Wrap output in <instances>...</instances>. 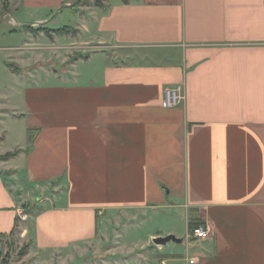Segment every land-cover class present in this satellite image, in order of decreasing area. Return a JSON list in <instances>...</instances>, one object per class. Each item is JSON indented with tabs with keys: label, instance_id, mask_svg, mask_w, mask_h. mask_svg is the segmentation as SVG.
Here are the masks:
<instances>
[{
	"label": "crops",
	"instance_id": "1",
	"mask_svg": "<svg viewBox=\"0 0 264 264\" xmlns=\"http://www.w3.org/2000/svg\"><path fill=\"white\" fill-rule=\"evenodd\" d=\"M76 2L0 0V157L16 153L0 159V262L71 264L110 218L139 230L160 215L184 228L129 245L157 256L97 264H264V0H106L79 25L95 49L59 76L18 75L42 54L33 31L51 38ZM192 221L210 237L188 239ZM168 235L183 242L153 244Z\"/></svg>",
	"mask_w": 264,
	"mask_h": 264
},
{
	"label": "rangeland",
	"instance_id": "2",
	"mask_svg": "<svg viewBox=\"0 0 264 264\" xmlns=\"http://www.w3.org/2000/svg\"><path fill=\"white\" fill-rule=\"evenodd\" d=\"M100 1L101 5L103 6V2L106 0H97ZM96 0H77L74 10L73 9H63L61 12L56 14L54 18L51 20V22L48 24V27L51 28V38L46 37L44 38V34H47L46 30L43 29H37L33 31L34 35H40L42 40L40 41V51L41 55L38 58V61H31L28 68H21L22 72L20 70L16 71L18 75H27L28 71L30 69H36L37 71H40L39 74L41 76H50L52 75L59 76V74H63L65 70L68 68L71 61L74 59H80L83 58L84 54L88 50L95 49L94 46L92 48L89 46L81 45L84 42L81 41L82 38L79 36V25L83 21V18L86 16L84 13L89 10L90 7H99L96 5ZM54 15V13L51 15V17ZM82 20V21H81ZM60 30L61 36L54 33L53 30ZM2 27L0 26V34H1ZM8 35V33L6 32ZM4 40V39H3ZM7 45H20L21 41L16 36L6 37ZM48 45L51 46L47 47ZM81 46L84 47V49L81 48ZM12 52H7L8 55H11ZM5 59V57H4ZM13 59V58H9ZM14 60V59H13ZM13 66L16 65L14 61H10ZM67 66V67H66ZM4 69L0 67V91H2L3 86L6 87V82L10 79H6L5 75L2 73ZM15 72V73H16ZM8 89V88H7ZM5 91V88H4ZM7 91V90H6ZM5 93H8V91ZM9 127H11L8 124ZM12 134L14 135L18 128H10ZM10 144L7 143L6 147H10ZM32 202V199H28L25 201L26 204H30ZM24 203V204H25ZM28 207V208H27ZM24 214L27 212H34L33 208L31 211V207L28 205L25 207ZM124 219V218H123ZM125 220V219H124ZM27 222H24V225ZM114 224L111 220V218L107 221V225L104 227H101L97 230V234L95 239L91 244H86L82 248L84 254L77 257L76 253H80V251L74 250L72 254H69L68 259L69 261L72 259L73 261L70 262L71 264H97L102 263V261H112L114 258L126 259L129 254L131 256H140L143 257L145 254L151 257H155V253L153 251L154 246H148L146 248L139 249L137 247H130L129 245H133L136 241H144L143 234L148 230H152L155 228H160L161 225L165 227H169L171 224H174L177 227H180L182 230L184 228V224L180 222L179 219L177 220H162L161 222V216L160 215H154L152 216V221L148 222L146 226L140 225V229L138 230L134 224ZM121 233V240H115L114 236L115 233ZM21 233L18 236H15L13 241L16 243V256H18V252H23L22 255H28L27 248L29 246V239L28 237L21 239ZM15 243L13 244L15 246ZM137 243V242H136ZM118 244V246H117ZM172 244V243H170ZM172 246V245H170ZM9 248L8 246L6 247ZM169 253V252H168ZM168 253L163 251L162 254H160L161 258H166L168 256ZM68 255V254H67ZM4 256V255H3ZM157 256V255H156Z\"/></svg>",
	"mask_w": 264,
	"mask_h": 264
},
{
	"label": "built area",
	"instance_id": "3",
	"mask_svg": "<svg viewBox=\"0 0 264 264\" xmlns=\"http://www.w3.org/2000/svg\"><path fill=\"white\" fill-rule=\"evenodd\" d=\"M183 99L181 90L179 87H167L163 90V99L161 102V107L163 109H172L177 107ZM210 237V232L207 227L199 226L195 228L191 233L188 235V239H195V240H204ZM164 264V263H162ZM189 264H196L195 259H190Z\"/></svg>",
	"mask_w": 264,
	"mask_h": 264
},
{
	"label": "trees",
	"instance_id": "4",
	"mask_svg": "<svg viewBox=\"0 0 264 264\" xmlns=\"http://www.w3.org/2000/svg\"><path fill=\"white\" fill-rule=\"evenodd\" d=\"M122 2L124 4H127L129 2V0H122ZM96 5L99 6V7L102 6L100 1H97ZM54 33H56L57 35H60L62 32L60 30H55ZM47 35H49L48 32H47ZM14 156H16V153H7L4 156H1L0 159L1 160H7V159H9L11 157H14ZM199 226H203L202 222H200V221H192L190 223V225H189V233H191L195 228H198ZM22 253L23 252H18V256H22ZM4 262H5L4 259H2L0 264H3Z\"/></svg>",
	"mask_w": 264,
	"mask_h": 264
},
{
	"label": "water",
	"instance_id": "5",
	"mask_svg": "<svg viewBox=\"0 0 264 264\" xmlns=\"http://www.w3.org/2000/svg\"><path fill=\"white\" fill-rule=\"evenodd\" d=\"M152 242H153V244L155 246H162V245H165L168 242H174L176 244H181L183 241H182V239L176 238L173 235H168V236H165V237L154 238L152 240Z\"/></svg>",
	"mask_w": 264,
	"mask_h": 264
}]
</instances>
